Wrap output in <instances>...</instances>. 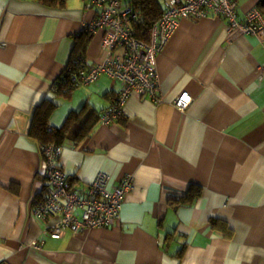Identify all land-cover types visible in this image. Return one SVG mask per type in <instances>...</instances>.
I'll return each mask as SVG.
<instances>
[{"label":"crops","instance_id":"crops-1","mask_svg":"<svg viewBox=\"0 0 264 264\" xmlns=\"http://www.w3.org/2000/svg\"><path fill=\"white\" fill-rule=\"evenodd\" d=\"M236 1L240 20L264 14V0ZM95 17L83 0H0V264H264V37L216 17L180 20L157 55L161 101L131 92L117 119L60 143L76 190L100 171L108 187L131 175L118 221L44 233L57 218L32 213L45 164L35 109L55 103L52 129L81 109L77 127L120 88L102 74L53 89L66 68L99 60ZM182 91L184 111L173 104Z\"/></svg>","mask_w":264,"mask_h":264},{"label":"built area","instance_id":"built-area-1","mask_svg":"<svg viewBox=\"0 0 264 264\" xmlns=\"http://www.w3.org/2000/svg\"><path fill=\"white\" fill-rule=\"evenodd\" d=\"M83 1L87 8L96 12L87 29L102 30L99 60L89 66H71L65 71L69 73L72 88L90 84L102 74L119 82L115 98L99 112V120L105 125L121 115L131 92L161 101L156 58L180 20L216 17L224 20L227 29L236 33L264 37V14L254 8L240 20L236 0H164L163 11L150 26L148 41L133 34L131 22L136 14L122 0ZM117 49H121L118 54ZM53 89L56 90L55 85ZM190 101L189 93L182 91L173 104L184 111ZM40 151L45 161L41 171L43 183L40 193L33 200L32 213L40 220L57 218L47 224L45 234L57 239L66 231L75 234L94 227L112 226L118 221L122 203L133 186L131 175H125L119 183L108 187V175L100 171L84 190L79 191L72 187L68 175L60 166L62 145L43 142Z\"/></svg>","mask_w":264,"mask_h":264},{"label":"trees","instance_id":"trees-1","mask_svg":"<svg viewBox=\"0 0 264 264\" xmlns=\"http://www.w3.org/2000/svg\"><path fill=\"white\" fill-rule=\"evenodd\" d=\"M122 1L129 5L136 14V17L131 22L133 34L144 41H148L150 26L163 11L165 7L164 0ZM54 85L57 92L67 93L72 88L69 73L64 71L62 76L54 82ZM55 107V103L46 100L34 111L30 133L35 137L37 136L42 143L48 141L62 143L68 137L67 133L70 131H73V140H80L85 134H88L99 118V114L97 116L94 111H91L77 127L76 125L72 126L73 121L81 112L80 109L79 111L69 113L60 127L52 129V127H48V118Z\"/></svg>","mask_w":264,"mask_h":264}]
</instances>
